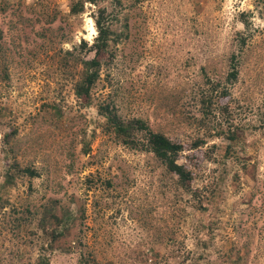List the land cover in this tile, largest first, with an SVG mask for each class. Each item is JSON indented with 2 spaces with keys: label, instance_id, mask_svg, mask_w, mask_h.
<instances>
[{
  "label": "rangeland",
  "instance_id": "374dc122",
  "mask_svg": "<svg viewBox=\"0 0 264 264\" xmlns=\"http://www.w3.org/2000/svg\"><path fill=\"white\" fill-rule=\"evenodd\" d=\"M71 1L0 0V264H182L196 232L200 264H264V0H97L75 14ZM99 8L112 40L84 103L70 84L80 65L60 60L92 57L80 43ZM212 81L227 113L202 118ZM100 102L181 145L203 210L151 153L115 140ZM220 127L240 157L221 177L208 156L228 143L210 136ZM12 160L36 176L5 183ZM44 207L69 211L54 240L38 228Z\"/></svg>",
  "mask_w": 264,
  "mask_h": 264
},
{
  "label": "trees",
  "instance_id": "16d2710c",
  "mask_svg": "<svg viewBox=\"0 0 264 264\" xmlns=\"http://www.w3.org/2000/svg\"><path fill=\"white\" fill-rule=\"evenodd\" d=\"M97 0H72L69 6V12L72 14L82 11L83 3H95ZM103 8L97 9L95 15L92 17L93 26L95 29V35L92 38L91 43L87 46L85 41H81L80 47H84L87 51L92 53V57L86 59H78L72 55L71 52H65L61 57V63L64 67L69 66L74 69L77 65H80L78 77L74 82H70L73 95L87 103L90 98V91L95 81L99 76V70L101 68L100 57L105 54L111 38V30L109 23L105 21L103 16ZM232 55L229 59V69L226 73V80L230 83L237 76V60ZM205 91L200 90L198 96V103L202 118H208L212 114V111L219 107L218 113L220 115L227 113V107L225 100L228 97L227 88L221 86L218 82L209 83ZM81 102V103H82ZM216 104V105H215ZM219 104V105H218ZM97 111L103 118V126L109 132H111L115 140L130 148L144 150L153 155V157L160 163L165 171L173 178V182L176 187H180L182 190L188 192L194 204L191 207L195 211L200 212L202 206L198 205L202 201L201 191L193 193L191 188L192 176L191 172L187 170L182 164L178 163V154L181 150V145L172 141L169 137L162 132L153 131L149 128L147 123L138 117L122 118L116 111L109 106L106 102H100L97 104ZM57 109H54V114L57 115ZM209 119V118H208ZM201 121V120H200ZM213 130V128H211ZM210 136H223L228 143L218 147L216 151L209 153V158L216 164L218 172L216 174L223 176L227 172L226 159L235 161L240 157L233 155L231 151V145L234 143L235 138L233 133H230L229 129H222L219 131H212ZM197 141L192 143L190 148H196L199 146ZM36 171L32 167H19L15 160H12L7 165L6 172L4 174V182L12 184L18 175H27L29 177L36 176ZM212 180V179H211ZM210 180V182H211ZM194 195H193V194ZM198 205V206H197ZM69 211L66 213H60L57 216L51 207H44L41 211V216L38 218V228L41 230L45 238L56 239L59 235H54V231L59 228L63 220L68 219ZM45 224L47 226H45ZM77 238V239H76ZM78 242L79 237H76ZM197 249H201V253H197ZM206 247L204 241L201 240L198 232L193 234L192 251L187 249L185 262L182 264H200L199 260L202 258V253L205 252ZM36 264H42L40 259L36 260ZM78 264H89L86 259H78Z\"/></svg>",
  "mask_w": 264,
  "mask_h": 264
}]
</instances>
